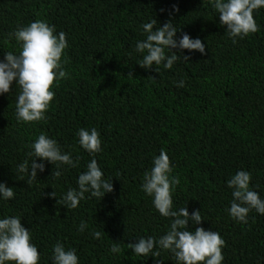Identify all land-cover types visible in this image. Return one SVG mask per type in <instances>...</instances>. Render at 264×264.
Returning a JSON list of instances; mask_svg holds the SVG:
<instances>
[{
  "label": "trees",
  "instance_id": "16d2710c",
  "mask_svg": "<svg viewBox=\"0 0 264 264\" xmlns=\"http://www.w3.org/2000/svg\"><path fill=\"white\" fill-rule=\"evenodd\" d=\"M217 15L210 0H0V60L5 51H19L7 33L34 20L63 31L68 44L61 57L68 78L54 80L46 119L17 122L15 80L0 94V182L14 192L0 200V217H20L40 254L38 264H52L57 242L75 249L78 264H176L166 250L146 258L127 247L168 228L170 218L160 216L140 188L161 149L180 181L173 210H200L203 218L199 225L189 221V230L219 232L222 264H264V214L250 210L247 223L230 218L232 190L226 185L236 171L247 170L250 188L264 198V8L253 11L257 31L235 43ZM153 19V30L171 20L177 39L198 37L204 54L183 50L187 61L170 69L153 65L158 72L135 64L142 55L135 43L145 38L141 25ZM181 79L184 86L177 87ZM81 127H95L100 135L102 151L93 155L104 177L112 178V191L100 200L85 193L69 209L61 196L76 187L93 158L77 144ZM41 132L77 163L53 177L56 165L45 161L28 183L16 165ZM81 221L83 232L77 231ZM94 230L100 238L92 237ZM113 243L119 253L109 251Z\"/></svg>",
  "mask_w": 264,
  "mask_h": 264
},
{
  "label": "clouds",
  "instance_id": "9594fccd",
  "mask_svg": "<svg viewBox=\"0 0 264 264\" xmlns=\"http://www.w3.org/2000/svg\"><path fill=\"white\" fill-rule=\"evenodd\" d=\"M211 7L218 14L219 24L226 26L225 32L230 38L244 37L257 31V24L253 18V11L264 8V0H210ZM173 11H176L175 7ZM156 21L149 20L141 25L145 38L137 40L134 46L141 58L135 64L147 69L153 65H161L170 69L177 60L187 61L189 57L183 55V50H195L201 55L205 52V45L201 40L190 38L187 33L178 39L175 36L178 29L171 20L154 29ZM7 38L14 39L19 45V51H5L3 60H0V94L8 93L9 86L15 80V88L19 92L15 97V116L17 122H33L46 119V110L55 93L52 90L54 80L68 78V73L62 60L64 50L68 47L66 34L57 32L54 25L44 20H34L25 26H18L7 33ZM176 49V52L170 51ZM166 50L167 53L166 54ZM158 72V68H154ZM183 87V79L176 83ZM77 144L90 156L86 170L76 179V187H69L61 196L60 203L67 208H76L78 202L85 199V193L90 197L101 199L105 193L112 191V178H105L93 154L101 149L100 135L95 127L79 128L76 131ZM30 150L26 158L16 165V171L23 180L27 174L28 183L35 180L37 172L44 171V162L56 165L51 175L59 177L60 168L64 165L75 167L74 161L68 152L62 151L58 142L41 132L29 145ZM39 158V162L37 159ZM173 166L169 157L161 149L159 154L152 158V165L145 170L140 185L145 195L151 197L153 208L164 218H170L167 230L159 237L141 236L136 242L128 243L130 251L140 257H158L161 250H166L176 261V264H222L224 259L222 247L224 240L218 231L195 227L189 230L188 222L199 225L203 219L200 210L193 209L189 214L186 207L173 210L172 193L179 184V178L172 174ZM251 174L247 170H238L226 181L230 188L232 200L227 209L230 218L247 223V214L255 210L257 214H264V198L253 191L250 186ZM56 197L55 192L49 193ZM14 197L12 187H6L0 182V200H9ZM57 202V201H56ZM86 224L81 221L77 231L83 232ZM93 238H100L101 231L94 230ZM109 251L119 253L117 243H113ZM39 252L31 242L30 230L25 229L16 215L0 217V264H38ZM52 264H78L75 249H65L57 242L52 246L50 256Z\"/></svg>",
  "mask_w": 264,
  "mask_h": 264
}]
</instances>
